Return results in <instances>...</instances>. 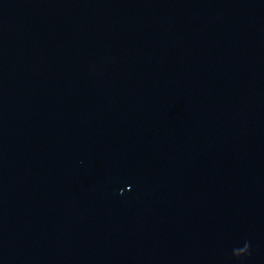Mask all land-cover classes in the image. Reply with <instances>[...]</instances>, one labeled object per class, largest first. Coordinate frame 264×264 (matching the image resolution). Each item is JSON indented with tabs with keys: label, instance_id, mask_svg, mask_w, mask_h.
<instances>
[{
	"label": "water",
	"instance_id": "water-1",
	"mask_svg": "<svg viewBox=\"0 0 264 264\" xmlns=\"http://www.w3.org/2000/svg\"><path fill=\"white\" fill-rule=\"evenodd\" d=\"M0 264H264V0H0Z\"/></svg>",
	"mask_w": 264,
	"mask_h": 264
}]
</instances>
